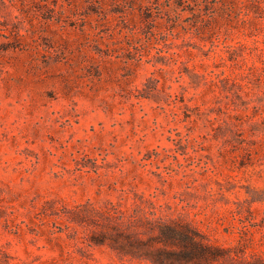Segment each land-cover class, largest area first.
Instances as JSON below:
<instances>
[{
	"label": "rangeland",
	"instance_id": "1",
	"mask_svg": "<svg viewBox=\"0 0 264 264\" xmlns=\"http://www.w3.org/2000/svg\"><path fill=\"white\" fill-rule=\"evenodd\" d=\"M191 6L129 43L0 0V264H264V18Z\"/></svg>",
	"mask_w": 264,
	"mask_h": 264
},
{
	"label": "trees",
	"instance_id": "2",
	"mask_svg": "<svg viewBox=\"0 0 264 264\" xmlns=\"http://www.w3.org/2000/svg\"><path fill=\"white\" fill-rule=\"evenodd\" d=\"M209 1L210 0H66L67 4L69 6L73 5L74 9L79 6L84 8V13L88 16L96 14L98 17L96 19V24L94 23L93 26L95 29L103 25L110 27L113 26V30H119V32L129 29L130 33L124 35L127 37L129 43L137 38V35L142 32L143 28L149 27L150 29H153L157 27L158 18L166 19L165 28L167 29L166 31L169 32L160 31L159 34L163 39L167 40L169 34L174 35L172 31L174 24L171 22L180 17L178 8L186 5L192 8V2L197 6H201L202 2ZM211 1L214 2L211 14L207 15V17H203L200 14H194L197 20L193 24H190L189 27L185 26V29L189 28L195 33L201 34L203 30L207 28L212 34L218 28L216 27V21L219 16L224 18V20L230 24L233 22L238 23L239 21L245 24L253 19H242L240 17L242 12L241 9L248 8L249 6L255 8L254 18L256 20L264 18V8L260 6L261 0H246L242 1L241 4L237 2V0ZM60 7V14L64 15L66 11L65 4H61ZM172 12H175V16H172ZM246 15L249 14L246 12ZM88 16L85 18L88 19ZM128 21H132V27L128 25ZM58 22H60V20H58ZM84 22L87 21L84 20ZM89 23L92 22L90 21ZM122 23L123 26H121ZM108 29L110 28L108 27ZM102 31L103 30H98V37ZM150 31L154 34L152 30ZM10 33L13 36L14 41H16L18 45L23 46L22 42L23 38H25L24 35L17 31H10ZM100 37L103 39L102 35ZM140 60L141 58H139L138 61Z\"/></svg>",
	"mask_w": 264,
	"mask_h": 264
}]
</instances>
